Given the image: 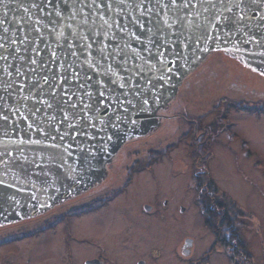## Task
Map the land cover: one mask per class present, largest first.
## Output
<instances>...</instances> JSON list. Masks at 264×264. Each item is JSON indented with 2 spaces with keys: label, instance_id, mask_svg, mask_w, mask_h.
<instances>
[{
  "label": "water",
  "instance_id": "obj_1",
  "mask_svg": "<svg viewBox=\"0 0 264 264\" xmlns=\"http://www.w3.org/2000/svg\"><path fill=\"white\" fill-rule=\"evenodd\" d=\"M81 7L80 0H0V56L7 57L0 59V117L7 116L0 119V223L32 216L103 179L123 143L159 124L158 110L210 52L223 50L264 73V4L244 0L245 18L239 24L233 22L241 14L235 7L223 13L227 21L199 8L198 17L180 24L174 14L163 12L151 23L141 17L143 28L135 22L141 10L121 9L115 0L112 11L105 12L102 4L100 12H81ZM165 19L172 28L165 26L162 35L147 32ZM105 45L107 59L98 51ZM50 86H55V99Z\"/></svg>",
  "mask_w": 264,
  "mask_h": 264
},
{
  "label": "rangeland",
  "instance_id": "obj_2",
  "mask_svg": "<svg viewBox=\"0 0 264 264\" xmlns=\"http://www.w3.org/2000/svg\"><path fill=\"white\" fill-rule=\"evenodd\" d=\"M227 59L231 68L228 79L239 80L248 87L256 88L249 91L233 85L226 91L219 90L221 86L216 83L218 77L222 79L226 77L217 69L216 73L220 75L212 74L204 81H194L190 85L181 87L182 99L169 101L168 108L162 112L164 114L159 112L163 115L162 118L171 115L166 119H174V121L168 125L165 120L155 134L143 135L140 140L124 146L123 151L117 155L116 160L114 159L113 169L102 183L104 188L110 186L108 191L117 189L121 181L127 177L128 169L125 166L131 163L136 154L143 155L151 148L160 149L176 142L169 156L165 155L153 162L151 169L142 168L135 172L132 177L135 183L129 185L128 192H122L116 200V206L124 204L129 206L140 197L150 199L153 190L155 199L162 200L167 197L171 201V206L164 209H161L159 202L158 211L164 213L163 217L157 212L153 215V219L141 218V215L136 214L138 210L134 207L123 210L115 206L116 208H104L102 220L98 223L107 228H117L118 231L123 227L139 229L152 227L153 244L164 245L165 249H168L164 252L166 258L162 263H170L169 260L173 258L170 246L179 243L184 234L196 238L195 247L191 251L193 258L200 259L210 243L203 220L192 204L184 215H180L175 209L177 203H189L195 193L188 183L192 179L191 158L188 155L191 149L190 140L188 137L182 138V135L188 131V124H184L183 118L179 115L187 113L184 117L188 116L189 119L202 117L201 121L209 123L220 114L215 105L221 102L222 98V109L233 123L231 131L239 138H230L227 129L219 126L210 139V157L207 158L206 165L212 179L239 208H237L239 212H242L240 215L232 212L230 214L240 232L242 242L252 257V264H264V113L236 110L230 103L233 99H241L248 106L264 104V88H259L264 87V76L246 68L232 57ZM175 113H178L177 117H173ZM241 138L246 140L250 152L244 149ZM122 153H127V156H124L125 160H120ZM202 167V165L199 167V172L202 171ZM128 211L133 215L125 216ZM24 243H20L22 250L26 248L25 246L30 248L32 245V243L23 245ZM206 262L203 264H228L220 254L210 256Z\"/></svg>",
  "mask_w": 264,
  "mask_h": 264
},
{
  "label": "flooded vegetation",
  "instance_id": "obj_3",
  "mask_svg": "<svg viewBox=\"0 0 264 264\" xmlns=\"http://www.w3.org/2000/svg\"><path fill=\"white\" fill-rule=\"evenodd\" d=\"M230 56L241 63L236 56ZM206 57L203 61L206 60ZM200 64L182 79L175 97L180 87L192 84L191 79ZM167 108L168 105L158 110V112L162 113ZM170 116L171 115H168L160 119L159 124L149 131L147 133L148 135H145L149 136L155 134L158 128L164 124L165 120H170V122H167V124L170 125L174 120L166 119ZM186 120L194 122L197 119ZM205 124L206 123L203 122L202 126L204 129H206V127H204ZM225 125L224 128H226L227 131L231 130L230 124ZM191 129L192 128L188 125V130L191 131ZM197 130L198 127L195 125L194 132L196 133ZM192 136L193 135H191V137ZM142 137L143 136L134 137L123 143L112 160L106 165L104 178L107 177L110 170L113 169L114 159L116 160L117 155L123 151V147L131 145ZM153 149L154 148H151L145 151L146 153L143 155L136 154L135 157H133L131 163L125 166L128 169L126 179L122 180L117 189L113 191H108V187L110 186L107 188L102 187V183L104 182L103 178L85 190L63 198L32 216L12 222L0 223V264H203L204 262L207 263L206 259L215 254L224 256L228 264L232 262L230 260V255L234 259V264H243L244 261L246 264H252V257L246 246L244 247L245 254L239 252L236 238L231 239L230 243L226 242L227 245L225 247L219 244L217 241V239H221L219 234L222 232L227 233V230L219 229L218 231H214L205 225L204 229L210 237V243L200 259L193 258L194 255L191 254L196 244V238L190 234H184L179 243L170 246L172 247L171 253L173 256V258L169 260L170 263H162L166 258L164 252L168 251V249H165L164 245L153 244L152 227L147 229L123 227L121 231H118L116 230L117 228H107L98 224L100 220H102V210L108 207H117L123 210H130L134 207V209L138 210L136 214L141 215V218L147 217L153 219V215L157 214V212L163 217L164 213L161 212V210L158 211L159 202L161 204V209H164L171 206V201L167 197H164L162 200L155 199L153 197V190L150 199L140 197L138 201L130 203L129 206L126 204L116 206V200L120 194L122 192L124 193V191L125 193L128 192L129 185L135 183L132 179L133 174L140 171L142 168H152ZM172 150L173 149L163 154L161 158L165 155L169 156ZM188 155L190 158L192 157L191 149ZM124 156H127V153H122L120 160H125L126 158H124ZM139 158H142V161L145 163L141 167L140 165L135 167L133 162ZM149 161L150 163H148ZM194 166L193 159H191L190 172L192 179L191 182L188 183H190L195 191L194 196L189 203L175 204V209L180 215H184L190 208L189 205L192 204L200 214L204 225L205 214L200 204V199H203L201 196H209L211 201H213L216 196V198L225 197L226 199H229V196L226 195L216 181H211L214 185H210L209 187L205 186L207 182H204L201 190H198V182L194 177L199 176V173H202L206 166L202 164V171L198 173H195ZM200 166L201 165H198L197 168ZM185 170L187 171V169H184V171ZM131 214L133 215V213L128 211L125 216ZM125 224H127V221H125ZM217 232H219V234H217ZM23 242H25L23 245H27L28 243H32V245L30 248L25 246L26 248L22 250L20 243ZM57 256L59 258L58 260ZM50 260H53V262H50Z\"/></svg>",
  "mask_w": 264,
  "mask_h": 264
},
{
  "label": "trees",
  "instance_id": "obj_4",
  "mask_svg": "<svg viewBox=\"0 0 264 264\" xmlns=\"http://www.w3.org/2000/svg\"><path fill=\"white\" fill-rule=\"evenodd\" d=\"M229 57L231 56L225 53V51L223 50H215V51L210 52L207 55L206 60H204L198 67L196 73L191 79V83H193L194 81L195 82L204 81L212 74L220 75V73H216V71L221 70L224 73L226 78L222 79L218 77L216 83L221 86L218 88L219 90L226 91V89H228L230 86H233V85L239 86V87L241 86L246 90L256 88V87H252V88L248 87L242 84L239 80L228 79L230 76V71H231L230 65L228 64L229 59H227ZM240 64H242L248 69L254 70L251 67H248L247 65H245L243 62H241ZM254 71L264 76V73L259 72L257 70H254ZM259 88H264V87H259ZM182 96H183L182 89L180 87L177 96L174 97V99H171L170 102L176 99H182ZM222 100L223 99L221 98V102L219 101L218 104L215 105V108L218 109V111H220V114L216 115V117L212 121L204 125L206 129H204L202 126L203 125V122L201 121L202 117L196 118L197 120L194 122L192 121L189 122L188 120H186V119H189V117L187 115L186 116L188 118L184 117L185 114L187 113L180 112L181 114L179 115L183 118V123L188 124L192 128L191 129L192 131L189 132L188 130L186 133L182 135V138L188 137V139L190 140V147H191V153H192L191 159H193V164L195 165L194 166L195 167L194 170L196 171L195 173L199 172L198 170L200 168H197L198 165L203 164L204 166H206L204 171L202 173H199V176L194 177L195 180L198 182V190H201L204 182H207L205 186H208V187L210 185L211 186L214 185L213 183H211V181H214V180L209 175V171L206 165L207 158L210 157V144H211L210 139L212 138L214 133H216L219 126H224L225 124L226 125L230 124V126L233 125L232 121L225 115V112L222 109L223 108ZM230 103L233 105V107L236 110H244V111L256 113V114L264 113V104H261L260 106H248V105H245L244 101H242L241 99H233ZM177 115L178 113H175L173 117H177ZM167 122H170V120H167ZM195 125H197L198 127V130L196 131V133L194 132ZM228 132H229L230 138H236V139L239 138L231 130H228ZM191 135L193 136L191 137ZM241 139H242V144L244 148L247 149L248 145H247L246 140L243 138ZM175 144L176 142H174L173 144L169 146L160 148V149L154 148L153 149V162L158 161L163 154L167 153L169 150H171V148H174ZM142 160H143L142 158L137 159L136 161L133 162V165L135 167L137 165H140L141 167L145 163ZM148 163H150V161ZM201 197H203V199H200V204L205 214V220H204L205 224L204 225H206L207 227L211 228L214 231H218L219 229L227 230L228 231L227 233L222 232L219 234V232H217V234L221 236V239H217L219 244L225 247L227 245L226 242L230 243L231 239L236 238V244L239 246L238 248L239 252L240 253L242 252L245 254V249H244L245 244L242 242L240 232L230 214V212H232L236 215H240L241 211L239 212L238 210L239 208L230 199H226L225 197H222V198L214 197L213 201H211L209 196L202 195ZM230 260L232 261L231 264H234L233 263L234 259L231 255H230ZM243 264H246V262L244 261Z\"/></svg>",
  "mask_w": 264,
  "mask_h": 264
},
{
  "label": "snow or ice",
  "instance_id": "obj_5",
  "mask_svg": "<svg viewBox=\"0 0 264 264\" xmlns=\"http://www.w3.org/2000/svg\"><path fill=\"white\" fill-rule=\"evenodd\" d=\"M50 2V0H49ZM65 3L67 4V0H65ZM80 3L82 5L80 11L83 12L84 8H89V9H94L96 12H100L101 9V4L103 5V8L105 10V12L107 11H112L113 10V0H107V2H104V0H100V2L98 3V0H91V2L89 3L88 0H80ZM116 6L123 9V8H127V7H133V10L136 9H140V17H136L135 18V22L137 24H139V26L141 28L144 27V24L140 23L141 17H149L148 19V23H151V17L153 15L159 17L160 13L163 12L165 13V15H169V14H174L175 15V23L176 24H180L182 23L184 20H186L189 16L196 18L199 16V8H203V12L204 13H208L212 16L213 19L216 18V13H220L221 14V20L227 21L230 18L228 16H224L223 13L227 12V13H232L233 8L235 7L236 9H238L240 11V15L236 18L235 21H233L236 24H239L245 17H244V8L241 7V5L244 3V0H201L200 3H196L195 0H134L133 3H128V0H115ZM251 3L253 5L259 6L260 4H264V0H251ZM207 4V6L205 7L204 5ZM151 5V6H149ZM35 6V5H34ZM246 7V6H245ZM57 15H60V13H57ZM76 12L75 9L73 10L72 13H70V18H75ZM101 20H103V25L106 26L108 29H112L113 28V24L110 23L108 20L104 19V16L101 15ZM261 20H264V15L260 16ZM87 22V17H85V23ZM165 26L167 28H172L173 24L169 22L168 19H165L163 21V24L161 25L159 23V20H157V23L153 26V27H149L147 28V32L151 33L152 35H156L157 33H160L161 35L163 34L164 28ZM116 27L120 29V31L124 32L125 35H130L132 37H134L137 41L140 40V36H138L135 32L132 33H128L127 32V28L125 26H121L120 24H116ZM153 28H155V31L153 30ZM5 32L8 31V29H4ZM81 39H87V37H81ZM13 44L16 43L15 40L12 41ZM149 43H152L151 38L149 37ZM4 45L0 44V48H3ZM87 47H91V45H88ZM108 46L105 45L103 47H101L98 51L101 54V57L103 59H107V57L104 55L105 50ZM125 47H130V45H125ZM16 51L18 52L19 49H16ZM123 49H121L119 47V45L116 48V54H120L122 53ZM133 51H135L133 49ZM53 56L56 55L55 52H53L52 54ZM73 55H75V53L73 52ZM109 56L112 55V53L108 54ZM0 59L3 60H7L6 56H0ZM127 61H125L126 63ZM32 64H35L36 61L32 60L31 61ZM16 72L18 75L22 74L20 72V69L17 68ZM113 75H116V73H112ZM45 83H48L47 78H45ZM113 83H115V81H113ZM84 85H81V87H83ZM121 87H123V84H121ZM51 90L49 95H51V97L53 99L56 98V93H55V86H50ZM41 91H43V89L41 88ZM87 95L91 98V93H87ZM99 95L101 97L104 96V92L101 91L99 93ZM70 100V98H69ZM42 104H46L48 108L52 107V104L49 103L47 100H41L40 101ZM63 104L67 105L68 107H71L73 109L76 108L75 104H70L69 101H62ZM90 105L85 104L84 108L87 109L89 108ZM61 111H63V109H60ZM36 111H39V109H36ZM0 119L3 120H7V116H3L0 117ZM64 119H68L67 114H65Z\"/></svg>",
  "mask_w": 264,
  "mask_h": 264
}]
</instances>
